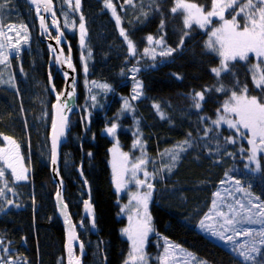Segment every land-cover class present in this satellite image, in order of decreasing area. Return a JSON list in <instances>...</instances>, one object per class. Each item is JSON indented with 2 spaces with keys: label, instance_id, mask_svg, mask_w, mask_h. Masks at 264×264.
<instances>
[{
  "label": "trees",
  "instance_id": "trees-1",
  "mask_svg": "<svg viewBox=\"0 0 264 264\" xmlns=\"http://www.w3.org/2000/svg\"><path fill=\"white\" fill-rule=\"evenodd\" d=\"M197 1L206 4L211 0ZM172 2L131 0L120 10L122 27L134 42L135 55L130 56L126 41L120 36L116 21L102 5V0H81L80 11L73 16L76 22L81 14L85 18L87 36L83 53L86 55L87 81L93 85L92 92L97 93L93 102L83 97V88L79 84L78 36L75 31L65 32L72 45L71 57L78 74V111L70 118L68 139L61 149L59 174L64 198L75 222L81 220L82 199L85 198L76 171L81 162L91 188L98 231L97 235H92L86 219L82 221L84 229L80 230V237L87 251L84 264L92 254L98 258L94 264H104V259L106 264H123L128 247L127 240L120 233L125 219L118 214L119 203L108 161L113 141L103 132L107 123L118 118L119 139L127 148L138 131L153 173L168 163V158L161 155L166 150L186 138L193 145L181 154L171 173L165 171L163 179L155 178L154 197L150 204L154 233L147 246L149 252H158L160 245L155 240L158 234V237L168 238L190 251L193 264L200 261L244 264L237 255L199 232L196 226L209 211L213 193L226 174L241 180L246 187L251 184L250 190L264 199V179L244 169L247 153L241 154L239 141L225 143V139L231 136L229 133L235 132L224 127L216 128L211 123L220 104L233 91L241 93L246 84L248 96L264 100V90L254 86L247 64L239 61L230 62L231 71H222L217 77L212 69L219 67V59L205 50V34L194 26L184 31L182 19L170 12ZM0 5H6L0 9V24L4 28L23 23L30 26V35L33 34L18 57L8 48V63L0 64V146L5 143V136L11 137L28 156L31 167L30 183H10L9 186L19 192H15L19 207L6 209L7 201L0 202L4 209L0 211V236L9 241L14 255L21 257L17 264H64V232L56 216L54 201L57 187L50 175L48 135L54 98L48 89L47 73H52L53 67L26 0H0ZM149 35L154 42L162 40L158 48L173 49L172 54L164 57L158 54L153 59L152 45H146ZM145 48L150 49L147 55ZM134 68L139 71L133 72ZM55 72L53 84L60 92L63 80ZM136 80L140 84L141 96L132 100L131 110L122 112L124 99L131 95ZM13 82L15 86H12ZM101 83L107 84L111 90L101 87ZM221 86L225 91H216ZM196 92L205 95L199 110L191 98ZM85 103L91 107L88 118L83 108ZM154 104L165 114V119L161 118ZM200 117L206 119L201 121ZM206 128L212 129L207 136L204 135ZM188 133L192 134L191 137ZM218 144L220 151L216 150ZM247 145L241 141L240 147L246 148ZM258 158L264 171V157ZM0 169L5 172L0 185L3 186L5 180L13 182L1 160ZM97 248L99 253H95Z\"/></svg>",
  "mask_w": 264,
  "mask_h": 264
},
{
  "label": "snow or ice",
  "instance_id": "snow-or-ice-1",
  "mask_svg": "<svg viewBox=\"0 0 264 264\" xmlns=\"http://www.w3.org/2000/svg\"><path fill=\"white\" fill-rule=\"evenodd\" d=\"M36 3L37 0H32ZM66 3H71V0H65ZM126 3H131V0H125ZM155 2V0H153ZM45 11L52 12V0H40ZM240 0H212V10L205 12L201 7L195 3H188L185 0H176L175 6L172 7L171 12L177 14L182 12L184 14V27L186 29L191 28L193 24L199 25V27L204 28L211 22L213 17H218L223 23L220 28L212 31L209 41L206 47L215 52L220 58V67L213 68L212 72L215 73L217 77L221 75L222 71H231L230 62L235 61H247L249 53H254L257 57H264V0H246L239 6L236 14L232 15L231 20L225 18V12L229 9H233L234 6L239 5ZM6 5H0V9L4 8ZM105 7L108 9H113V16H116V12L113 8L112 0H105ZM81 9V0H75L74 11L79 12ZM37 15L40 12V6H37ZM243 14L245 23L243 26L238 22V16ZM55 16V13L52 12ZM144 15H147L146 13ZM56 21L53 20V26H56ZM116 23L120 25V19L117 17ZM40 27L42 30L47 31V27L44 22V17H40ZM163 27V22L161 23ZM15 29L14 25H9L8 30L12 31ZM242 29V30H241ZM59 31V29H57ZM79 30H80V45L84 47L86 44L85 37L87 36V31L85 27V18L81 14L79 18ZM24 33V43H27V28L26 26H21L20 29H16V35L20 36ZM188 35L187 32L184 34ZM63 34L61 33L56 37L59 42L62 39ZM120 36L124 38L127 42L128 53L130 56L135 55V48L133 42L129 39L123 28H120ZM0 37H4L8 41L7 45L0 42V64L7 65L9 60V52L5 51V48L13 50L18 57L20 54V47L17 45L20 43L19 40L15 44L11 42V38L4 31V25L0 24ZM149 43H152L153 37L149 35L147 37ZM156 45L162 44V40H156ZM183 44V38L181 40V46ZM218 45V47H217ZM152 58L155 59V49H152ZM173 49H168L167 51H160L159 55L170 56ZM150 49L145 48L144 53L149 54ZM91 54L89 53V56ZM57 63H62L59 56L56 58ZM68 67L72 68L71 59H68ZM258 67V65H257ZM87 66L85 65L84 71L87 72ZM133 72L139 71V69H132ZM123 75V73H122ZM67 78V73H65ZM51 80V76L49 77ZM253 84L256 88H261L264 90V73H261L259 77L253 75ZM14 85V82L12 84ZM238 86V85H237ZM101 87L111 90L107 84ZM140 85L137 82L133 89V95L131 100H136L141 96V91H139ZM55 91V88L52 89ZM75 88L73 82V90L66 93L67 97L71 98ZM216 91L223 92L225 89L223 86L217 88ZM248 87L245 84L241 89V95H237L235 91L232 92L231 99L225 104L223 114L218 115L217 119L212 120L211 123L219 128L222 124H226L228 129L235 130L238 136H248V144L251 148L248 152L247 160L248 163L244 164V169L251 172L253 176L259 175L261 179H264V171H262L261 161L257 158L258 152H264V100L258 99L256 96H248ZM65 93H57L56 101L52 105L54 109V114L52 118V135H51V153L50 160L53 165V171L58 175V171L55 168L57 165V146L60 142L61 137L65 135V129L68 125V117L65 115V110H69V105L67 102L61 103V97ZM194 101V107L196 109H201V102L204 101L205 95L203 92H196L194 96L191 97ZM93 101L96 100L95 96H92ZM131 104L128 99H124L122 112L131 110ZM157 109L162 119L166 116L163 112L159 111L158 105H153ZM58 116V119H57ZM234 117V118H233ZM201 121L205 120V117H200ZM139 122L137 121V124ZM117 123H111L110 127L105 128V133L109 137H116L117 135ZM212 129H205L204 135L207 136ZM191 133L188 136L191 137ZM4 140L9 142L11 148L7 150L0 148V159L4 160L7 168L11 169L12 177L15 181H26L28 176L25 174L27 172L26 168H21L18 172L15 166V162L19 161V145L11 137L5 136ZM226 144H234L236 140L233 137H227L225 139ZM192 141L190 139H185L179 142L172 149L166 150L162 153V156L168 158V163L161 167L158 172L150 173L146 169V165L149 163L146 152L144 151L143 143L140 139L139 132L136 133V139L133 142V148H139L141 150V156L136 159L133 163L130 161L129 153L121 152L118 144L114 145L113 148L109 149L110 152L114 154L113 160V177L112 182L115 185L116 192L120 193L123 188H125L128 183L127 174L130 173L131 179L134 180L137 187L145 186L148 191L142 192L140 194L134 195L132 199L136 201L137 208V220L134 225L130 224L129 228L122 230L123 234L128 236V239L132 241L133 252L130 253V259L132 261H139V264H148L146 256L143 251L144 242L147 239L150 232L153 231L151 226V216L148 214V201L152 198L153 189L155 185L151 183V179L159 178L163 179V173L165 171L171 173L173 169L177 166L181 159V154L186 152L188 148H191ZM217 151H220V146L218 144ZM227 155H233L232 153H227ZM91 156V153H88ZM218 162V161H217ZM254 164L255 167H250ZM130 165V166H129ZM138 171H143L145 179H138L136 173ZM82 174V173H81ZM5 177V172L0 169V179ZM7 191L11 192L12 189L7 187V181H4ZM85 185L87 180L84 181ZM221 184L224 181L220 182ZM236 191L245 194L247 203H242L240 200H236L237 207L232 204L225 205L228 211L221 210L220 205L224 203L220 192L213 193L214 199L212 200V207L209 212L205 213L203 218L199 220L198 227L204 233L214 237L225 244H231V251L237 255L244 264H264V199L260 195H255L250 189L251 184L248 187H241V181L239 179L235 180ZM227 191V190H225ZM4 196V189H0V197ZM61 196V192L57 191L58 199ZM8 205H12V200H7ZM85 208L88 211L89 217L92 216V209L89 201H84ZM19 207V205H17ZM66 208V205L64 206ZM140 209L143 211L141 212ZM0 211H4L3 207L0 206ZM125 209L121 208V212ZM133 217L129 215V221L131 222ZM65 223H68L66 217ZM260 225L259 229L254 228H240L238 225ZM92 227H95V220L92 221ZM246 237L243 243L236 241L235 237ZM69 243L66 245L69 255V264H80L79 258L73 257V246L72 241L77 239L74 230H69L68 235ZM173 245H167L164 247V254L159 257V264H168L169 250ZM179 247V246H175ZM84 245L80 244V249L83 250ZM5 251H8L7 249ZM187 255L191 256V253ZM0 264H12V260L7 261L0 260ZM27 264V262H25ZM125 264H129V261H125ZM199 264H208L207 261H200Z\"/></svg>",
  "mask_w": 264,
  "mask_h": 264
},
{
  "label": "rangeland",
  "instance_id": "rangeland-1",
  "mask_svg": "<svg viewBox=\"0 0 264 264\" xmlns=\"http://www.w3.org/2000/svg\"><path fill=\"white\" fill-rule=\"evenodd\" d=\"M53 2H54V5H55L54 6V11H55V15L57 17V24H58L59 28L63 32L73 33L75 31L76 32V36H78L79 45H80L79 21L76 22L75 21V17L73 16V15H77L78 14L77 11H74L75 0H71V3H66L65 0H53ZM185 2L195 3L199 7H201L205 12L212 10V0L209 1L208 3H206V4H202L201 2H198L197 0H185ZM254 2H255V0H254ZM112 3H113V8H114V10L116 12V16H113V14H112L113 9L106 8L105 7V0H102V5L104 6L105 9H107L110 12V14L113 17V19L116 21L117 17H119L120 25L119 26L117 25V28H118V31H119V34H120V28H123V27H122L121 17H120L119 12H120V10L122 11L124 9L123 7L126 4V2H125V0H123L122 2H119L117 0H112ZM175 3H176V0H173V2L169 5L170 12H171L172 7L175 6ZM243 3H246V0H240V4L239 5L234 6L233 9L227 10L225 12V18L228 19V20H231L232 15L236 14V11H238L239 6L242 5ZM28 7L30 9V12H31L32 16H34V17H32L33 20H35V22H36L34 9L30 5H28ZM176 15H179V17L182 19L184 31H187V30L189 31L190 28L186 29L184 27V14L182 12H178ZM237 19H238V22L241 24V26H243V24L245 23L243 14L238 16ZM30 21H31V19L28 22H30ZM222 23L223 22L218 17H213L211 19V22L208 25H206L204 28L199 27V25L193 24L194 27H196L202 33L205 34V39H204L205 50L213 53L219 59V64H220L221 58L215 52L210 51L206 47V44H207V42L210 39L212 31L217 29V28H220ZM22 25L26 26L23 23L14 24L15 29L12 30V31L8 30V26L4 28V31L6 32V34L10 38H13V40H14L13 44H15L17 40L20 41V43L17 45L18 47H20V49L22 47H26L28 45L29 40H30L29 36L31 37L33 35V34L30 35V32H29V29H30L29 27L30 26L29 27L26 26V28H27V33H26V35H27V43H24L23 37H24L25 34L22 33L20 36L16 35V29H20V27ZM52 35L55 36V33L53 31H52ZM129 39H130V37H129ZM0 42H3V43H5L7 45V41L5 40L4 37H0ZM126 44H127V42H126ZM153 44H155L154 39H153L152 43H149V41L147 39L146 45H152V46H150L151 47L150 49L151 50L155 49V55H158L160 53V51H167L169 49L168 47H160V48H158L161 44L160 45H156V44L153 45ZM44 45H45V43H44ZM133 45H134V42H133ZM217 47H218V45H217ZM63 48H64V51H65L66 55H69V54L72 55L73 54L72 45H71L70 41L68 40V38H67V44L64 43L63 44ZM6 50H8V47L5 48V51ZM83 51H85V46L81 47V45H80V51H79V53H77L78 57H79V61H80V68H81L80 69L81 70V78H79V84H81L82 88H83V97L86 100H89L90 102H93L91 97L92 96L96 97L97 93H96V91L92 92L93 85L91 84V81H90V83L87 81V72L84 71V67H85V65H87V62H86V59H85L86 55H85V53H83ZM151 57H152V52H151ZM72 60H73V58H72ZM239 62H242L245 65L247 64V68L250 71V76H251L252 82H253V75L254 74L258 78L261 73H264V57H257L254 53H249V57H248L247 61H239ZM257 65H258V67H257ZM50 66L53 67V72L51 73L50 71H48L47 79H49V75L52 76L53 79H54V76L56 74V72H55V64L50 62ZM220 66L221 65H219V67ZM137 82H138L137 80L133 82L132 89H134V87L136 86ZM101 84L104 85V83H101ZM78 88H79V91H80L81 86L79 85ZM139 91H140V88H139ZM132 95H133V91H132L130 96L125 98V99L129 100L130 104H132V100H131V96ZM237 95L239 96V95H241V93H238ZM231 97H232V95L230 97H228L224 102H222L220 104L219 109H217L216 115H215L213 120L217 119L218 115L223 114L224 106L231 99ZM83 108H84V111H85V113L87 115L86 117L88 118L90 110H91V107L89 105V108H88V103L87 104L85 103ZM79 111H81V109H79ZM118 119L111 120L109 122L110 124L107 123L106 126L104 127V130H105L106 127H110L111 123H117V125H118L117 132H118V130L120 128V124H119ZM223 127L225 129H228L226 124H222L220 126V128H223ZM104 130H103V132L105 133ZM228 130H231V131L235 132V130H233V129H228ZM229 135H231V137H233L236 141H239L240 144H241V141L245 142V143L247 142V144H248V136L247 135L238 136V135H236V133L235 134L229 133ZM110 138L112 139L113 143H112V145H111V147L109 149L113 148L114 145L118 144L119 149H120L121 152L129 153V157H130V161L131 162L134 163L136 161V159L141 156V150L139 148H135V149L133 148V142L136 139V136L130 142V144H129V146L127 148H125L123 142L119 139L118 135H116V137H110ZM3 140H4V138H3ZM4 142L5 143L3 145H1L0 148L5 149L6 153H7V150L11 148V145H10L9 142H6L5 140H4ZM239 142L237 143L238 144V148L241 151V154L247 153L244 161H245V163H248L247 156H248V152H249V150L251 148V145L248 144L246 148L242 147V146L240 147ZM260 154L264 157V152H258L257 153V158L259 156H261ZM146 157H147L149 163L145 167L150 173H153V171H152L153 167L151 166V160L149 159V157L147 155H146ZM0 160L4 164V167H6V165L4 163V160H2V159H0ZM113 160H114V154L109 151V159H108V161H109V167H110V171H111V177H113V167H112ZM15 166H16L18 172L21 170V168H26L27 172L25 174L27 176L29 175L30 169H31L30 164H29V158H28V156H25V154L23 153L22 150H20V148H19V161L15 162ZM250 167H255V165L251 164ZM82 170H83V165H82ZM6 171L7 172L9 171V173L12 176L10 168L6 167ZM83 174H84V171H83ZM136 176H137L138 179H141V180L145 179V177L143 175V171H138L136 173ZM127 177H128V183L126 184L125 188H123L120 193L116 192L117 198H118V203H119V213L118 214H119L120 217L125 219V224L120 228V233H121V236L124 239L127 240V244H128V247L126 248V251H125L126 255L124 256V259H123V264H125V261H129V264H139V261H132L130 259V253L133 252L132 241H130L128 239L127 235L123 234L122 230L125 229V228H129L130 224L134 225L136 223V220H137L136 201L134 199H132V197L134 195L140 194L142 192H146V191H148V189L145 186L137 187V185L135 184L134 180L131 179L130 173L127 174ZM12 179H13V182H7V187L11 188L12 191L11 192H9V191L5 192L4 191V196L0 197V202H2L3 200L7 201V199L13 201L12 205L6 204V209H8V208H10L12 206L13 207H17V205H19L17 200H16L18 198V194L15 193V192H18V191H16L12 187H9L10 183H13L14 185L15 184H20V183H30V179L29 178L26 181H18V182L15 181L14 178H12ZM236 179L237 178L231 176L230 174H226L224 176V178L221 180V181H224V183L223 184L219 183L217 188H216V190L214 191V193L215 192H220L221 193V197L223 198L224 203H222L220 205V207H221V210H223V211H226V212L228 211L227 207L225 206L227 204H232L234 207L238 208V205H236V203H235L236 200H240L242 203H245V204L247 203L246 198H245V194L242 193V192L236 191V187H237L235 185V180ZM154 181H155V178L151 179L150 182L154 184ZM62 184H63V181H62ZM240 186L241 187H246L242 183V181H241V185ZM114 188H115V185H114ZM0 189H7L5 187V183H3V186L0 185ZM225 190H227V191H225ZM115 191H116V188H115ZM152 191H153L152 198L148 201V214L151 216V218H152V214L150 212V204H151V201H152V199L154 197V189ZM213 199H214V197L212 196V200ZM65 202H66V200H65ZM67 205H68V203H67ZM211 207H212V202H211L210 208ZM68 208H69V205H68ZM121 208H124L125 211L121 212ZM140 211L142 212L143 210L140 209ZM129 215H131L133 217V220L131 222L129 221ZM151 226L153 228L152 219H151ZM238 227H240V228L259 229L260 225L243 224V225H238ZM196 228L202 234H204V235L208 236L209 238L215 240L216 242L220 243L224 248H226L227 250L231 251V248H232L231 244H225L224 242H221L220 240H218V239H216L214 237H211L210 235L204 233L203 231H201L199 229L198 224H197ZM153 233H154V230L149 233L147 239L144 242V247H143V251H144V254H145L146 259L148 261V264H159V257L164 254V247L169 245V244L173 245V247L170 248V250H169L168 264H193V254L190 251H188L187 249L183 248L182 246H180L179 244L175 243L174 241H172V240H170L168 238H164L162 236L158 237V234H156L157 238L155 240L158 242L157 243L158 246L160 245V248L158 249V252H155L156 251L155 250L154 252L150 253L149 250L147 249V246H148L149 242H152ZM235 239H236L237 242L243 243L244 240L247 239V238L243 237V236H240V237H235ZM175 246H179V247H175ZM6 249L8 251H5ZM95 253H99V248L96 249ZM188 253H191V256L187 255ZM14 256H15L14 255V249L9 244V241L5 240L3 237L0 236V260L7 261L8 259H11L12 260V264H17V261H21L20 260L21 257L15 256L16 257V259H15ZM97 261H98V258L93 256V254H92V257L89 256V260H88L87 264H94V262L97 263Z\"/></svg>",
  "mask_w": 264,
  "mask_h": 264
},
{
  "label": "water",
  "instance_id": "water-1",
  "mask_svg": "<svg viewBox=\"0 0 264 264\" xmlns=\"http://www.w3.org/2000/svg\"><path fill=\"white\" fill-rule=\"evenodd\" d=\"M26 2L28 5H30L34 9L35 17H36V21H37L38 36H39L40 40L43 43H45L46 48L49 52V57H50L51 63L55 64V70L58 72V74L60 75V77L63 80V85H62L61 91L58 92L56 89H55V91L52 90L54 87L53 77L51 76V80L48 79V89L54 98L52 105L54 103H57V101H56L57 93H65V95L61 97V103L67 102L69 105V108H70V111L67 109L65 110V115L68 117V125L65 129V135L63 137H61L60 142L58 143V146H57V165L55 166V168L57 169V171L59 173L61 149H62L63 144L68 139L70 118H71L73 113L78 111L77 107H76V102H77L76 86H77L78 74H77V70L75 68V65L73 63V60L71 58V55L70 54L66 55V53L64 51L63 44L64 43L67 44V40H66L64 32L59 28L57 23H56V26H53V20H55L57 22L56 15L55 16L52 15V12L55 13V11H54L55 5H54L53 0H52V5H51L52 12L45 11L42 4H40V0H37L36 3H33L32 0H26ZM38 4L40 6L39 15H37V11H36ZM40 17H44V22H45V25L47 27V31H44L41 29ZM57 29H59V31ZM52 31L55 33V36L52 35ZM61 33L63 34V36H62V39L58 42L56 37L58 35H60ZM58 56H59L60 60L62 61V63L56 62V58ZM69 57L71 59L72 68L68 67ZM65 73H67V78L65 77ZM49 77H50V75H49ZM73 82H74L75 90L73 92L72 97L69 98V97H67L66 93L73 90ZM53 114H54V109L52 108V118H53ZM57 119H58V116H57ZM51 124H52V120H51ZM51 135H52V127H50V131H49V135H48L50 153H51ZM82 165L83 164L81 162L79 164V166L77 167L76 171L78 174V179L83 184L84 191H85V198L82 199L81 220L78 222H75V220L73 219V216H72V214L68 208V205L65 202L64 186L62 184V178H61L60 174L57 175L53 171V165L51 164V160H50V175L53 179V182L56 184V187H57L56 193L54 195V201H55V207H56V216L59 219V221L62 225V228H63V232H64V242H63L64 264H69V255H68V250L66 248V245L69 243L68 235H69L70 229L74 230L75 235L77 237V239L75 241L71 242L72 246H73V257L79 258L80 264H84V257L87 254L85 244L80 237V230L82 231L84 229V227L82 225V221L84 219H86V221L88 222V229L92 235H97V231H98L96 219H95V213H94V205L92 203L91 188H90L88 181H87L86 185L84 183L86 178L83 174ZM58 190L61 192V196L59 199L57 197V191ZM85 200L89 201V203L91 205V209H92V216L91 217H89L88 211L85 208V204H84ZM65 205H66V208L64 207ZM66 217L68 219L67 224L65 223ZM93 219L95 220V227H92ZM81 243L84 245L83 250L80 249ZM104 264H106L105 259H104Z\"/></svg>",
  "mask_w": 264,
  "mask_h": 264
},
{
  "label": "flooded vegetation",
  "instance_id": "flooded-vegetation-1",
  "mask_svg": "<svg viewBox=\"0 0 264 264\" xmlns=\"http://www.w3.org/2000/svg\"><path fill=\"white\" fill-rule=\"evenodd\" d=\"M64 34H65V37H66V33L64 32ZM66 40H67V38H66Z\"/></svg>",
  "mask_w": 264,
  "mask_h": 264
}]
</instances>
